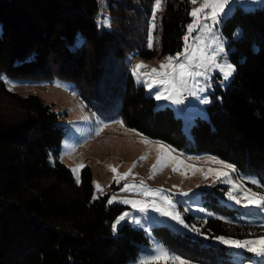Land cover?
I'll return each instance as SVG.
<instances>
[{
  "label": "trees",
  "instance_id": "trees-1",
  "mask_svg": "<svg viewBox=\"0 0 264 264\" xmlns=\"http://www.w3.org/2000/svg\"><path fill=\"white\" fill-rule=\"evenodd\" d=\"M192 5L162 0L153 30L155 0H0V264H128L151 244L149 234L128 221L113 232L128 207L96 194L89 166L77 183L61 160L65 113L39 94L10 90L6 76L71 82L95 117L120 118L182 153L214 155L264 194V5L238 6L225 19L227 59L236 71L227 85L215 83L207 116H197L188 133L172 108L156 107L130 69L135 55L153 59L182 51ZM104 8L111 27L100 29ZM201 192L212 214L202 221L208 241L166 226L154 228L155 238L192 264L254 261L255 253L237 255L216 238L258 236L260 213L230 203L229 186L221 182Z\"/></svg>",
  "mask_w": 264,
  "mask_h": 264
},
{
  "label": "rangeland",
  "instance_id": "rangeland-1",
  "mask_svg": "<svg viewBox=\"0 0 264 264\" xmlns=\"http://www.w3.org/2000/svg\"><path fill=\"white\" fill-rule=\"evenodd\" d=\"M242 2L243 6H241L240 3L232 4L230 0V4L225 5L224 9L225 12H228L229 8H231L230 14L227 16L222 15L220 23L216 25V32L221 38L225 48V53L220 59L226 60L228 63H231V61L227 59L230 53L229 39L225 37L222 32V26L225 19L229 17L238 6L245 10L246 8L248 10H253L264 5V0H242ZM201 3H203V0H196V3H193L192 5V10L194 8H199ZM105 19L108 20V24L102 23ZM193 19L194 18L192 17V21L189 24L193 23ZM98 20L101 22L99 23L100 29L111 27V16L105 8L101 11ZM208 24L209 26L212 25L211 20L208 21ZM187 34L188 29L186 30L185 35ZM198 35H201V32L194 31L191 34V37ZM191 37L188 41L189 44L193 43ZM205 39L208 40L209 44H212L211 34L205 35ZM183 51L184 47L180 52ZM166 57L168 56L144 59L135 55L131 58L129 66L132 71L139 60V62L148 65L147 68L140 69L141 72L147 73L152 68L159 70L160 63L164 61ZM234 73L227 81H224L223 84H221V81L223 80L222 75L218 70H213L210 73L211 87L200 92L198 96H191L187 91H184L180 97L183 100V103L180 104L169 99L157 100L155 98L156 92L163 91L166 85L153 83V87L150 89L147 86V82H151L148 81V78L138 79L135 75L134 77L137 83L144 85L148 94L155 98L157 108L170 107L174 110L176 115L183 119L184 130L188 133L197 116H207V106L212 100L211 93L214 92L215 83L219 82L222 86L227 85ZM155 79H157V77L153 76L152 80ZM5 81L10 90L21 92L22 94H29L31 92L39 94L47 103L53 104L55 111L65 113L60 117V123L66 125L68 128V132L62 143L61 160L71 169L80 164L84 165V167L79 169V180L83 168L89 166L93 173L94 186L98 182L102 187L101 192L98 191L95 186L96 194H108L109 199L112 196H116L118 199L111 204H121L128 207L124 213H128L129 215L124 221H122V223L128 221L134 227L143 229L149 234L151 244L142 250L136 260H133L128 264H142V261L155 255L158 248L165 249L170 257H179L181 260L185 261L186 264H192L159 242L155 238L153 230L157 226H166L172 231L191 233L196 238H202L208 241V235L202 230V224L204 223L202 221L211 217L212 214L205 211L202 206L201 190L210 188L217 182L228 185L229 191H232L240 200V203H237L235 200L229 199L230 203L242 206L250 212L257 211L260 213V218L264 220V209H259L255 205H250L244 199L245 190L250 189L252 192L256 191L249 188L244 183L243 179H240L237 176L235 171L225 169L223 165L216 164L207 159L210 156H216L206 152L192 154L187 152L182 153L167 144L152 141L147 137L146 138L152 143H143L142 139L145 136L138 135L135 130L127 128L124 124L121 126L120 121L122 120L120 118L103 119L95 117L90 112L86 101L83 100L82 97L81 99L79 97V101H76L74 99L75 86L71 82L62 79H54L49 81L53 83L47 84L44 80L13 78L9 76L5 77ZM201 99H207L209 102L206 104L201 103ZM79 134L81 135L78 140L71 143L72 139ZM158 145H163L168 149H171V153H166L164 148L158 147ZM142 156H146L147 158L141 160L140 157ZM158 156L161 157V164L157 166V169L153 174L151 171L152 166L157 164ZM134 162L135 166L133 167ZM112 167H115L119 174L127 173L129 169H131V174L120 179L119 183H117L114 180V176H116L117 173H114L111 170ZM174 167L178 170L173 171ZM209 169H213L214 171L209 172ZM217 171H226L229 174L227 177L218 176ZM74 175L76 177V174ZM150 175H152V178H149ZM141 180L145 182V185L149 189L162 188L165 190L161 195L168 196L175 205L174 210H168L178 212L183 219L184 224H180L170 216H163L161 213L157 212L155 208L151 207L154 200L157 205L162 207L165 206L159 196L146 195L139 188L122 191L125 184L139 185ZM233 185H236V187L234 188ZM184 193H187V195H184ZM123 199L142 200L144 201L145 207L141 210L139 206L133 207L131 204L123 203ZM259 210H261V212H259ZM188 214H193L195 218L192 221H188L185 217ZM136 221H139V223H136ZM262 223H264V221H262ZM184 225H187L188 227H185ZM193 226L198 231H194ZM261 232L262 233L258 236L248 237L245 240L257 239L264 236V230ZM245 250L246 249H237L235 254L245 255ZM157 264H175V262L172 260H160ZM246 264H264V256L254 255V261Z\"/></svg>",
  "mask_w": 264,
  "mask_h": 264
},
{
  "label": "snow or ice",
  "instance_id": "snow-or-ice-1",
  "mask_svg": "<svg viewBox=\"0 0 264 264\" xmlns=\"http://www.w3.org/2000/svg\"><path fill=\"white\" fill-rule=\"evenodd\" d=\"M193 3H196V0H192ZM232 4L240 3L243 6L242 0H231ZM230 0H203L201 6L199 8H194L191 12L193 19V23L187 26L188 34L184 36V51L176 53L175 56H168L164 61L160 63V68L157 70L156 68L150 69L149 72L144 73L141 72L140 69L147 68L148 65L143 62H139L132 69L133 75L140 78H148L147 86L151 89L153 87V83L166 85L163 91H157L155 98L157 100L161 99H169L173 100L175 103L180 104L183 103V100L180 98L184 91H187L191 96H198L200 92L205 91L207 88L211 87V75L210 73L213 70H218L222 75L223 80L227 81L232 74L236 71V68L233 64L228 63L226 60H221V56L225 53V48L223 42L219 35L216 32V25L220 23L222 15L227 16L231 12V8H229L228 12H225V5H229ZM162 8V0H155V6L152 13V29L154 30L156 12ZM207 10V11H206ZM246 10H248L246 8ZM211 20L212 25L209 26L208 21ZM101 23L98 21V24ZM104 24H108V20L105 19L102 21ZM194 31L201 32V35L191 37V34ZM239 32V30H238ZM237 32V34H238ZM211 34L212 44H209L208 40L205 39V35ZM190 37L193 40L192 44H189L188 41ZM152 44V36L149 34L148 38V47L151 48ZM153 76L157 77V79L152 80ZM166 93V94H165ZM201 103H208L207 99H201ZM121 126H123V122L120 121ZM138 135H140L138 133ZM142 142L145 144L152 143L146 137L142 139ZM158 147L164 148L165 152L170 154L171 149H168L166 146L158 145ZM146 156L140 157L141 160L146 159ZM209 161H212L216 164H221L225 169L230 171H235V167L232 164H227L224 161L217 159L216 157H208ZM182 163V162H181ZM161 164V157L158 156L157 164L152 166V173L154 174L157 166ZM135 166V162L133 167ZM84 167L83 164L77 165L72 169L73 173L76 174L77 183H79V169ZM111 167V166H110ZM111 170L114 173H117L114 176V180L119 183L120 179H123L125 176L131 174V169L127 173L119 174L115 167H112ZM177 168H173V171H177ZM209 172L214 171L213 169H209ZM228 172H219L217 171L218 176H228ZM149 178H152L150 175ZM252 183H256L255 180ZM96 188L98 191L102 192L101 185L97 182ZM235 188L236 185H233ZM141 189L146 195L159 196L160 200L165 206H159L153 201L151 207L155 208L157 212L161 213L163 216H170L173 220L178 221L180 224H184L183 219L180 214L175 211H169L168 209H175V205L172 203L171 199L166 195H161L165 190L162 188L159 189H149L143 180L139 182V185L125 184L123 190H134ZM187 195V193H184ZM228 196L230 199L235 200L237 203H240V200L236 195L233 194L232 191L228 192ZM94 199L97 197H93ZM118 198L116 196H112L108 203L111 204L116 201ZM244 199L250 205H255L259 209H264V194H259L256 192H252L250 189L244 191ZM123 203L131 204L133 207H140L141 210L145 207L144 201L142 200H130L123 199ZM128 213H124L119 216L116 221L112 224L113 232L115 233L117 230V225L120 224L121 221H124L128 217ZM139 223V221H136ZM188 227L187 225H184ZM194 231H198L193 226ZM216 239L220 240L222 243L234 247L237 249H246L249 252L255 253L257 256H264V236H261L257 239H248V240H236L225 237H217ZM160 260H172L175 264H186L185 261L181 260L179 257H170L168 252L163 248H158L157 253L152 255L151 257L142 261V264H157Z\"/></svg>",
  "mask_w": 264,
  "mask_h": 264
},
{
  "label": "built area",
  "instance_id": "built-area-1",
  "mask_svg": "<svg viewBox=\"0 0 264 264\" xmlns=\"http://www.w3.org/2000/svg\"><path fill=\"white\" fill-rule=\"evenodd\" d=\"M152 41H153V39H152ZM24 90H27V89H24ZM79 97H80V94L77 95V98H76L77 101L79 100Z\"/></svg>",
  "mask_w": 264,
  "mask_h": 264
},
{
  "label": "clouds",
  "instance_id": "clouds-1",
  "mask_svg": "<svg viewBox=\"0 0 264 264\" xmlns=\"http://www.w3.org/2000/svg\"><path fill=\"white\" fill-rule=\"evenodd\" d=\"M78 94H80V93H78ZM78 94H75V95H74V99H75V100H76ZM76 101H77V100H76ZM78 101H79V100H78ZM259 193H260V192H259ZM261 194H262V193H261Z\"/></svg>",
  "mask_w": 264,
  "mask_h": 264
},
{
  "label": "crops",
  "instance_id": "crops-1",
  "mask_svg": "<svg viewBox=\"0 0 264 264\" xmlns=\"http://www.w3.org/2000/svg\"><path fill=\"white\" fill-rule=\"evenodd\" d=\"M138 62H139V60L137 61V63H138ZM137 63H136V64H137Z\"/></svg>",
  "mask_w": 264,
  "mask_h": 264
}]
</instances>
